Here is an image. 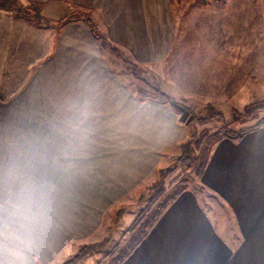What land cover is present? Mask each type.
<instances>
[{"label":"crops","instance_id":"1","mask_svg":"<svg viewBox=\"0 0 264 264\" xmlns=\"http://www.w3.org/2000/svg\"><path fill=\"white\" fill-rule=\"evenodd\" d=\"M18 2L43 21L0 11V158L51 147L81 112L88 114L87 142L67 180L47 256L62 264L163 166L185 128L173 104L142 101L128 89L87 19L135 62L154 65L174 50V15L170 0ZM246 3L259 25L247 61L264 80V0ZM201 189L217 198L215 214L198 193L185 191L123 264H264V124L215 145Z\"/></svg>","mask_w":264,"mask_h":264},{"label":"rangeland","instance_id":"2","mask_svg":"<svg viewBox=\"0 0 264 264\" xmlns=\"http://www.w3.org/2000/svg\"><path fill=\"white\" fill-rule=\"evenodd\" d=\"M224 1L225 10H218L204 9L195 0H170L176 44L166 60L158 64H139L124 48L110 43L107 48L110 64L131 92L153 98L157 96L154 89H158L159 96L174 101L172 106L182 113L184 119L183 142L190 137L188 142L192 153H183L177 147L170 158L164 159L161 166L163 177L156 172L139 190L112 208L105 229L82 242L76 253L62 264L80 251L86 253L77 264H100L102 261L108 264L134 221L153 201L155 204L161 201L179 183L189 182V189L200 195L208 212L215 214L218 210L217 198L201 189L197 169L202 152L215 136L223 134V122L231 130L238 131L254 125L264 116L263 75L259 70L254 73L250 69L246 53L253 50L250 37L259 27L258 19L252 22V10L245 5L248 0ZM216 14L221 20H216ZM78 16L83 14L74 12L72 15ZM256 17L257 14L253 15ZM98 32L104 35L99 29ZM220 32L231 35V40L224 37L220 41L215 37ZM248 107L252 108L246 112ZM234 110L247 113L246 118L250 113L251 119H236ZM196 119H203L204 123ZM190 120L194 124L188 126Z\"/></svg>","mask_w":264,"mask_h":264},{"label":"clouds","instance_id":"3","mask_svg":"<svg viewBox=\"0 0 264 264\" xmlns=\"http://www.w3.org/2000/svg\"><path fill=\"white\" fill-rule=\"evenodd\" d=\"M86 111L51 147L0 158V264H51L64 191L88 137Z\"/></svg>","mask_w":264,"mask_h":264},{"label":"trees","instance_id":"4","mask_svg":"<svg viewBox=\"0 0 264 264\" xmlns=\"http://www.w3.org/2000/svg\"><path fill=\"white\" fill-rule=\"evenodd\" d=\"M195 1L204 9L214 8L218 10H225L226 8V2L224 0H195ZM0 11H13L18 16L31 18L39 22L38 23L39 25H41V21H43V18L41 20V18H39V16L35 14L36 10L34 8L22 7L20 6L18 0H0ZM38 18L41 21H39ZM87 22L90 24L96 38L102 42V44L104 45L106 49L110 48V43L104 38L102 34L98 32L93 22L90 19H87ZM154 94L157 96L153 98L147 97L143 94H139L137 95V97L142 101L151 100V101H155V102L162 103V104H174V101L172 99L166 96H159L160 94H159L158 89H154ZM158 96L161 98L158 99ZM251 108L252 107L250 108L248 107L246 112L250 111ZM233 114L236 119H239V118L241 119L243 118L244 120L251 119L250 113H248L249 118L245 117L247 113L242 114L241 112L239 113V111H236V110L233 111ZM192 118L194 119L195 117L192 116ZM220 118L223 122L224 119L222 115H220ZM196 120L204 123L203 119H196ZM193 124L194 123H192V120H190V122L188 123V126L189 125L191 126ZM263 124H264V116L260 120H257V122H255L254 125L242 128L238 131H234L228 127L226 122H223V125H224L223 134L215 136L214 140L209 144V147L204 148V152H202V156L200 157L198 169H197V173L199 174L200 178L202 177L208 165L211 153L215 145L219 141H221L225 137L240 138L250 131L261 128ZM189 140H190V137L186 139V142L180 143L179 147L183 153H187V152H189V154L192 153V148H189V145H190V143L188 142ZM157 173H158V176L162 178L164 174V170L162 168H159L157 170ZM187 190H189V182L179 183L170 192H168V194H166L161 201H159L156 204L153 201L151 205L147 207V210L143 211V213L134 221L132 227L125 232V235L123 236L122 240L117 246V251L114 254H112V258L108 262V264H123L133 254V252L140 245V243L148 236V234L157 224V222L162 217V215L168 210V208L179 197V195H181ZM161 196L162 195H160V198ZM85 253L86 252L84 251L83 252L80 251L78 255L74 256L71 260H69L65 264H77L80 261V259L83 258ZM100 264H103V261Z\"/></svg>","mask_w":264,"mask_h":264}]
</instances>
